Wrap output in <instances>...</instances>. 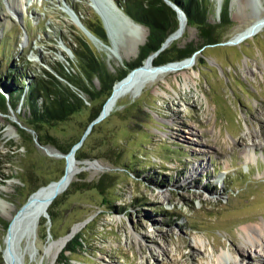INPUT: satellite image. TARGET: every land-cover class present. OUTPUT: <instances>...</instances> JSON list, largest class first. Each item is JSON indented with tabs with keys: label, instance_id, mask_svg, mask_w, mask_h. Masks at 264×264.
Here are the masks:
<instances>
[{
	"label": "rangeland",
	"instance_id": "374dc122",
	"mask_svg": "<svg viewBox=\"0 0 264 264\" xmlns=\"http://www.w3.org/2000/svg\"><path fill=\"white\" fill-rule=\"evenodd\" d=\"M111 1L121 9V0ZM203 1L209 6L208 23L216 27L228 2L230 25L214 34L220 44L195 54L187 86L182 73L168 75L137 98L122 97L94 126L84 142L87 158H74L78 170L71 184H92L111 173L115 192L106 197L96 190L69 193V186L56 198L62 204L54 221L47 220V212L42 216L48 233L39 222L24 264H220L230 250L249 251L243 229L264 228V28L237 45L227 42L264 18V0ZM13 4L17 14L9 10ZM91 5V0H0V94L6 103L0 110V264L9 218L34 190L58 181L65 170L63 153L39 146L28 131L26 97L33 78L58 64L65 73L77 74L66 47L74 48L75 37L89 44L113 76L140 54L142 46L134 54L138 34L127 36L125 27L114 42L103 43L112 55L93 44L68 15L71 7L82 24L103 28ZM200 43L197 28L187 25L172 46L196 48ZM88 87L97 91L100 84L93 79ZM11 91L18 97H10ZM102 102L88 104L49 134L65 148L77 142L89 125L92 106ZM93 162L102 169H94ZM105 200L113 204L104 205ZM77 226L72 239L82 236L85 251L66 259L62 250L53 261L50 245ZM247 254V264L264 261L261 252Z\"/></svg>",
	"mask_w": 264,
	"mask_h": 264
},
{
	"label": "trees",
	"instance_id": "16d2710c",
	"mask_svg": "<svg viewBox=\"0 0 264 264\" xmlns=\"http://www.w3.org/2000/svg\"><path fill=\"white\" fill-rule=\"evenodd\" d=\"M171 1L185 13L187 24L198 29L201 43L196 48H192L191 46H186L183 49L171 47L154 61V66L184 60L191 57L203 47L218 44L219 41L215 39L214 34L219 27L228 28L230 25L227 1L221 12V25L219 27L208 23L209 6L206 4L207 2L203 0ZM117 4H119V7L124 10L125 14L133 22L149 30V36L145 45L141 48L138 58L135 62L127 64L126 70L113 76L107 72L105 65L95 55L92 48L83 38H74V48L67 44L66 47L71 50L79 67L78 73L69 75L64 72L66 70L64 65H55V67L50 68V73L44 71L42 75H36L33 78V83L29 86L26 97V104L29 108V118L26 121V125L34 132L36 141L40 146L51 145L63 154H68L79 140L65 148L57 138L49 134L50 130L60 123L69 121L74 115L86 109L88 104H93L96 100L104 98V102L91 108L89 124L94 121L99 116L103 105L111 95L113 85L125 78L129 72L141 66L148 56L160 48L164 39L172 30L171 21L173 13L160 0H121V3L117 2ZM83 24L97 39L102 43H106L107 37L100 25L94 22L92 25L84 22ZM93 79H96L100 84V89L97 91H91L88 87V85H91ZM75 91L84 94L86 100ZM10 97L15 99L18 97V94L11 91ZM5 108V98L0 94V110L3 112ZM14 108L15 103L13 102L12 109ZM86 147L87 144L84 143L82 148L76 152L75 158L78 161L87 158L83 154ZM116 184V175L105 173L98 181L92 184H71L69 193L71 191L96 190L101 196L106 197L115 192ZM33 192L35 193V190ZM61 204L62 202L59 199H55L49 207L47 214L51 221H54L58 216L57 209ZM112 204L107 200L104 202V205ZM40 226L43 227L45 233H48L46 219L40 222ZM8 227V225L4 227L6 231ZM84 245L82 236L76 235L67 243L61 256L68 259V256L84 252Z\"/></svg>",
	"mask_w": 264,
	"mask_h": 264
},
{
	"label": "bare ground",
	"instance_id": "6f19581e",
	"mask_svg": "<svg viewBox=\"0 0 264 264\" xmlns=\"http://www.w3.org/2000/svg\"><path fill=\"white\" fill-rule=\"evenodd\" d=\"M241 1L244 2L245 0ZM108 2L109 0H93V5H91V8L98 16L103 19L107 32L109 36H111L113 42L117 38L118 30L121 28V26L127 28V36H131L129 32L136 35L138 34L135 38L131 36L132 38H134V54H136V52L147 39V30L144 29L141 25L134 23L115 6H113L112 9L108 8L109 6L106 7L104 3L107 4ZM14 5L15 4L9 6V10L14 14H17V10L15 9ZM68 11L74 13L71 7L68 9ZM109 11H112V13L116 16L110 14ZM74 15L79 19V17L75 13ZM186 27V23L183 22L181 24L180 36H182V34L185 32ZM263 28L264 18L258 19L247 29H245L240 35H238L233 40V42L239 43L247 38H252ZM140 30L143 31V34L138 33V31ZM180 36L177 37L180 38ZM175 37V34L172 35L171 41L178 39L177 37ZM91 41L93 44L97 45L101 49H105L108 54L112 55L113 49H111L110 47L108 49L102 47L100 45V42H98L94 38H91ZM150 62L151 61L145 62V64L141 66L137 71H134L129 77L125 78L122 82L116 85L112 92L111 98L104 109L105 113L108 114L115 107L118 100H120L122 97L130 96L132 98H137L146 87L152 86L158 83L160 80H165L168 75H178L182 73L185 80V85L187 86V83L191 80V76L188 74V71L193 70L195 58L193 59V61H182L180 63L168 65L164 68L158 69H153V66ZM8 135H10V133H8ZM44 150L48 151L49 153L52 152L49 148H45ZM91 166L94 169H102V166L99 163H94ZM77 167L78 165L75 163V159L70 158L67 172L64 175L65 177L62 181H55L52 185H48L37 190L31 195L26 205L16 214V216H12L9 218L11 223L10 231L9 233H7L5 240L6 247L4 250V264H24L23 257L24 255L29 253L30 249V244H28V242L32 241V244L34 243L37 236V228L42 216L46 214L53 201L69 188L77 173ZM167 196L168 194H165L163 196L164 200H168L166 198ZM79 229V226L74 227L67 236L50 245V249L53 250V261L57 260L60 252L65 248L67 242L72 239L74 234L78 232ZM242 234L244 236V246L249 251H246L242 248H235L233 250H230L227 254V258L226 254L220 257V264H247V258L249 257L247 252L252 254L258 251L264 255L263 226L258 225L254 227H245ZM22 243H24V246H22ZM259 261L260 264L264 263L262 259H259Z\"/></svg>",
	"mask_w": 264,
	"mask_h": 264
},
{
	"label": "water",
	"instance_id": "95a60500",
	"mask_svg": "<svg viewBox=\"0 0 264 264\" xmlns=\"http://www.w3.org/2000/svg\"><path fill=\"white\" fill-rule=\"evenodd\" d=\"M92 1H93V0H92ZM160 1L162 2V4H163L166 8H168V9L173 13V17H172V21H171V27H172V30H171V32L166 36V38L164 39V41H163V43L161 44L160 48H159L156 52H154V53H152L150 56H148V57L145 59V61L141 64V66H143V65L145 64V62L151 61L150 63H151V65L153 66V69H158V68H164V67H166V66H168V65L177 64V63H180V62H182V61H188V60H189V61H193V59H194L196 53L202 51V50H203L204 48H206V47H212V46H216V45H219V44H220V43H218V44H216V45L203 47V48L200 49L198 52L194 53L191 57L186 58V59H184V60H181V61H175V62H169V63H166V64H164V65H160V66H154V64H153L154 61H155V60H156V59H157L162 53H164L166 50L170 49L171 47H174V46H172V44H173L174 42H176L177 40H179V39L182 38V36H183V34H184L185 32L182 34V36H180V33H181V31H180V30H181V24L184 22V23H186V26L188 25V24H187V17H186L185 13L182 11V9H181L180 7H178L176 4H174L171 0H160ZM109 2H110V3H109ZM109 2H108L107 4L104 3L106 7L109 6L108 8L112 9V7L115 6L116 8H118L117 5H115L111 0H109ZM118 9H119V8H118ZM119 10L123 13L122 9H119ZM114 11H115V10H114ZM109 13L112 14L113 16H116V15H114V14L112 13V11H109ZM110 14H108V15H110ZM123 14H124V13H123ZM68 15L70 16V18H71V20L74 22V24H76V26L79 27V29H80V30H81V31L87 36V38H88L90 41H91V38H94L95 40H97L98 42H100V45H101L102 47L108 49L107 46H105V45H104L99 39H97L93 34H91V33L89 32V30H87V28L82 24V22H81V21H80L75 15H74V13L68 11ZM112 15H111V16H112ZM124 15H125V14H124ZM125 16H126V15H125ZM99 17H100V16H99ZM128 18H129V17H128ZM100 19H101V21H102L103 28H104V30L106 31V37H107V39H109V40L112 41V38H111V36H109V34H108V32H107V29H106V27H105V25H104L103 19H102L101 17H100ZM134 23H135V22H134ZM121 28L123 29L124 27L121 26ZM178 29H179V30H178ZM124 31H125V28H124ZM197 32H198V34H199L198 29H197ZM113 33H114V32H113ZM115 34H116V32H115ZM174 34L176 35V37H177V36H180V38L177 37L178 39H176V40H174V41H171V39H172L171 36L174 35ZM148 36H149V30H148V33H147V38H148ZM176 37H175V38H176ZM146 41H147V39H146ZM146 41L144 42V44L142 45V47L145 45ZM170 41H171V42H170ZM91 42H92V41H91ZM112 42H113V41H112ZM227 45H237V44H235V42L229 40V41L227 42ZM182 49H183V48H182ZM141 66H139V67L135 68L134 70H132L131 72H129L125 78L129 77L134 71H137ZM125 78H123L121 81H119V82H117V83H115V84L113 85V87H112V92H113L114 88L116 87V85L119 84L120 82H122ZM112 92H111V95H112ZM111 95H110L109 98L106 100L105 104L103 105V108H102V110H101L99 116H98L94 121H92V122L88 125V127H87L85 133L83 134V136H82V138L79 140V142L71 148V150L69 151L68 154H65V155L61 154V155H62L61 157L64 158V160H65V170H64V174H63V176H62L58 181H62V180L64 179V177H65L64 175H65L66 172H67V167H68L69 159H70V158H73V159L75 158V154H76V152H77L79 149L82 148V146H83L85 140L87 139L88 135L92 132V129L94 128V126H95L96 124L100 123L103 119L106 118L107 113L104 112V111H105L104 109H105V107H106L108 101L110 100ZM28 131L34 134V132H33L32 130L28 129ZM38 145H39V144H38ZM39 146H40V145H39ZM41 147H43V146H41ZM43 148H44V147H43ZM79 163H82V162H79ZM93 163H95V162H93ZM96 163H97V162H96ZM52 184H53V182L49 183L48 185H52ZM47 220H49V216H48V215H47ZM9 231H10V225H9V227H8V229H7V233H9ZM3 258H4V252H3Z\"/></svg>",
	"mask_w": 264,
	"mask_h": 264
}]
</instances>
